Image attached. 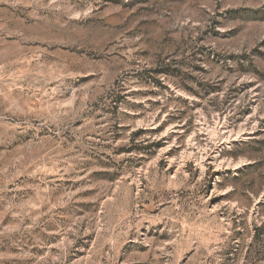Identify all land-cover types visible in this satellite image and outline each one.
I'll return each mask as SVG.
<instances>
[{
    "label": "rangeland",
    "instance_id": "374dc122",
    "mask_svg": "<svg viewBox=\"0 0 264 264\" xmlns=\"http://www.w3.org/2000/svg\"><path fill=\"white\" fill-rule=\"evenodd\" d=\"M0 264H264V0H0Z\"/></svg>",
    "mask_w": 264,
    "mask_h": 264
}]
</instances>
